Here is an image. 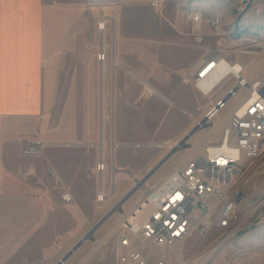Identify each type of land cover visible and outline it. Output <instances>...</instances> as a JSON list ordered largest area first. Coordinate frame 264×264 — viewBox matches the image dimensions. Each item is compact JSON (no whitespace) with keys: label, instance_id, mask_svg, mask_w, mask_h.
Wrapping results in <instances>:
<instances>
[{"label":"rangeland","instance_id":"374dc122","mask_svg":"<svg viewBox=\"0 0 264 264\" xmlns=\"http://www.w3.org/2000/svg\"><path fill=\"white\" fill-rule=\"evenodd\" d=\"M87 1L88 19L81 22L86 31H49L54 47L42 64L49 106L39 127L45 146L38 155L23 153L20 164L42 203L70 206L51 214L57 254L64 243L74 244L72 250L85 238L79 252L105 253L122 263L116 242L121 223L145 216L148 191L209 140L221 139L224 125L213 134V122H198L235 79L228 76L211 95L202 94L191 79L199 60L218 50L227 60L241 61L253 78L264 76V0L236 19L226 0H165L160 9L148 0ZM193 11L204 18L220 14L223 29L195 26ZM102 16L106 29L91 24ZM244 92L230 98L218 117ZM235 182L241 195L237 227L194 233L183 248L185 257L197 256L199 264H264V214L253 210L264 199V144ZM102 184L108 196L99 200ZM112 210L109 222L98 225ZM145 253L153 259L161 251Z\"/></svg>","mask_w":264,"mask_h":264},{"label":"built area","instance_id":"2783aa9c","mask_svg":"<svg viewBox=\"0 0 264 264\" xmlns=\"http://www.w3.org/2000/svg\"><path fill=\"white\" fill-rule=\"evenodd\" d=\"M148 1L154 8L160 9L165 0ZM226 1L233 3L232 12L236 19L258 0ZM189 15L195 25L199 26L207 20L216 31L223 29L220 14L204 18L201 12L193 11ZM102 25L104 23L100 21L99 27ZM230 63L225 61L222 53L213 50L204 55L192 71L191 79L204 95H211L228 76L235 79L228 92L206 111L198 122L200 127H207L213 122L230 98L237 96L242 89L245 92L230 109L229 121L221 124L224 125L221 139L209 140L202 151L174 168L148 191L143 200L145 206H150L146 216H132L121 223L116 232L121 262L199 264L197 256L183 255V248L194 233L205 235L215 226L228 230L237 227L241 195L235 179L246 162L260 155L264 144V76L253 78V74H246L245 65L239 60H230ZM44 146L41 139H31L22 147V153L38 155ZM104 167V163L98 164L99 169ZM49 171L53 175L56 173L52 167ZM107 196L102 184L98 199L104 200ZM64 197L70 198V195L66 193ZM138 210L140 212L141 208ZM253 210L264 214V199ZM148 248L156 252L170 249L176 255L159 254L151 260L145 253ZM64 261L60 259L58 264Z\"/></svg>","mask_w":264,"mask_h":264},{"label":"crops","instance_id":"0c3cea01","mask_svg":"<svg viewBox=\"0 0 264 264\" xmlns=\"http://www.w3.org/2000/svg\"><path fill=\"white\" fill-rule=\"evenodd\" d=\"M87 6V0H0V264H58L68 252L64 264L69 258L71 264L91 260V264H136L115 263L105 253L95 257L91 250L79 252L84 242L72 251L74 244L64 243L66 248L57 254L51 214L71 210L70 206L42 203L39 189L25 178L20 164L21 148L39 138L40 117L49 106V85L42 67L54 47L49 31H86L81 22L88 19ZM104 16L100 21L104 19L107 27ZM91 24L101 29L93 18ZM202 26L203 30L212 28L207 20ZM46 233L52 236L44 238ZM160 251V255H171L170 249Z\"/></svg>","mask_w":264,"mask_h":264},{"label":"bare ground","instance_id":"6f19581e","mask_svg":"<svg viewBox=\"0 0 264 264\" xmlns=\"http://www.w3.org/2000/svg\"><path fill=\"white\" fill-rule=\"evenodd\" d=\"M102 22L104 23V26L102 25V27H105V20H103ZM224 58H225V56H224ZM225 61H227V62L231 65L229 59L227 60V59L225 58ZM216 78H219V76L216 77ZM229 119H230V114H226V115L222 116L221 118L214 120V121H213V124H212L214 130H215V127H216V126H219V125L222 124V123H227V121H228ZM216 129H217V127H216ZM204 141H205V140H204ZM204 143H205V142H204ZM194 145H196V144H194ZM149 207H150V206H149ZM148 211H149V209H148ZM145 216H146V215H145Z\"/></svg>","mask_w":264,"mask_h":264},{"label":"water","instance_id":"95a60500","mask_svg":"<svg viewBox=\"0 0 264 264\" xmlns=\"http://www.w3.org/2000/svg\"><path fill=\"white\" fill-rule=\"evenodd\" d=\"M168 156H170V155H168ZM168 156L165 157V158L161 161L160 164H162V163L168 158ZM157 168H158V166L155 167V169H153V171H151V173H153ZM113 213H114V210H112V211H110L108 214H106V215L103 217V219L99 222L98 225L102 224V223H103V222H104L109 216H111ZM98 225H97V226H98ZM84 239H85V238H83L78 244L80 245V243H82V241H84ZM78 244H77L75 247H73L72 250H74V249L78 246ZM72 250H71V251H72ZM67 256H68V254H67L66 256H64L63 258H61V260L67 258Z\"/></svg>","mask_w":264,"mask_h":264}]
</instances>
